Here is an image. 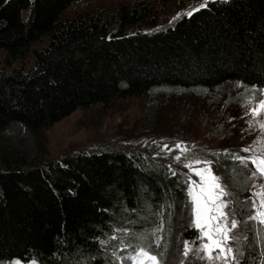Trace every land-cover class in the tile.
<instances>
[{
	"label": "trees",
	"instance_id": "1",
	"mask_svg": "<svg viewBox=\"0 0 264 264\" xmlns=\"http://www.w3.org/2000/svg\"><path fill=\"white\" fill-rule=\"evenodd\" d=\"M78 1L0 0V139L11 123L35 135L76 110L164 89L264 88V0H208L191 16L151 32L125 31L150 22L140 7H120L113 31L97 14L62 21ZM43 38L47 44L34 50ZM29 53L31 67L11 68ZM221 160L232 172L235 211L242 214L250 180L244 169ZM186 188L184 176L164 163L117 149L41 163L3 148L0 264H118L111 251L117 240L131 249L176 250L177 237L196 236L182 222ZM255 232L251 228L240 264L264 262V239L256 242L262 232ZM181 264L199 263L183 258Z\"/></svg>",
	"mask_w": 264,
	"mask_h": 264
},
{
	"label": "rangeland",
	"instance_id": "2",
	"mask_svg": "<svg viewBox=\"0 0 264 264\" xmlns=\"http://www.w3.org/2000/svg\"><path fill=\"white\" fill-rule=\"evenodd\" d=\"M204 2L205 0H81L70 4L60 19L87 20L97 14L107 20L109 29L113 31L117 27L120 7L128 10L140 7L148 12L146 16H149L150 22H137L127 26L125 31L151 32L171 24ZM46 44L47 38H43L34 43L32 48L39 50ZM32 65L33 56L29 53L24 60L14 62L11 68L28 69ZM262 95L264 94L260 90H250L237 84H226L213 92L164 89L143 98L117 100L107 106L96 104L87 109L76 110L49 129L39 130L35 135L28 133L21 125L11 123L6 127V138L0 139V154L4 148L5 151L18 152L28 161L42 163L81 150L117 149L128 154H139L143 161L164 163L168 170H176L182 174L186 184L189 176L196 181H199V178L191 169L184 167L185 164L204 168L205 164L197 165L195 161H210L213 172L222 178V183L229 192L224 198L228 202L226 211L229 213V219L239 222V227L232 233L235 239L230 242V246L239 250L240 260L251 237V228H254V234H257L255 228L262 232V226L250 217L256 215L258 210L264 211L260 208L257 196L261 185L264 184V178L252 175L253 166L248 164L245 167L234 159L233 155H255L258 152L257 142L264 141V130L259 128V122L250 115L256 101L245 104L253 96L259 98ZM260 119L264 121V115ZM165 144L170 150H164ZM177 144L186 148L187 152L177 149ZM249 146L255 151H241ZM175 156H181V160L177 161ZM221 159H228L229 165L244 169L250 180L242 214L235 211L234 195L229 184L232 172L225 169ZM186 198V214L182 222H188L190 227L192 215L187 191ZM190 228L196 233L195 238L179 240L177 237V249L170 247L168 253L163 256L166 260L163 264H181L183 258L196 259L199 264H206L199 259L200 254L195 251L202 241L197 239V230ZM262 240L261 236L256 238V242L262 243ZM186 241L193 249L187 257L183 255ZM114 246L111 251L118 264H133L131 258L137 255L141 246L144 247L138 245L131 249L121 240H117ZM259 253H262L264 259V251ZM215 264L222 262L217 261Z\"/></svg>",
	"mask_w": 264,
	"mask_h": 264
},
{
	"label": "snow or ice",
	"instance_id": "3",
	"mask_svg": "<svg viewBox=\"0 0 264 264\" xmlns=\"http://www.w3.org/2000/svg\"><path fill=\"white\" fill-rule=\"evenodd\" d=\"M206 7V0L201 3L200 8ZM199 8L195 9L198 11ZM193 13L187 12L186 15L191 16ZM264 94V88L260 89ZM255 100V106L251 108L250 115L256 122H259V128L264 130V121L261 116L264 115V95L259 98L253 96L245 102L246 105L252 104ZM177 149L187 152L186 148H182L180 144L175 146ZM258 152L255 155L244 157L233 155L245 167L251 164L252 175H259L264 178V141L257 142ZM164 150H170L168 145H164ZM243 152L255 151L251 146L242 149ZM177 161L181 160V156L174 157ZM205 164L204 168H194L192 164H185L184 167L192 170L199 181L192 180L191 176L187 182L188 201L191 205L192 221L190 227L197 230V239L202 243L195 249L200 254L199 259L205 261L206 264H215L221 261L222 264H240L239 250L233 249L230 242L235 239L232 235L233 231L239 227L236 219H229V213L226 211L228 202L224 199L229 195L226 185L222 183V178L216 175L211 167L210 161H201L197 159L195 164ZM175 175V173H173ZM260 201V208L264 209V184L261 190L257 192ZM250 219L257 221L262 226L261 239H264V211H257L256 215ZM126 231V230H125ZM193 251L189 242H185L183 246V255L187 257ZM164 249L160 252H153L144 247H140L135 257H132L133 264H163ZM16 264H20L19 261ZM33 264H36L33 261ZM264 264V262H262Z\"/></svg>",
	"mask_w": 264,
	"mask_h": 264
},
{
	"label": "bare ground",
	"instance_id": "4",
	"mask_svg": "<svg viewBox=\"0 0 264 264\" xmlns=\"http://www.w3.org/2000/svg\"><path fill=\"white\" fill-rule=\"evenodd\" d=\"M24 132V131H23Z\"/></svg>",
	"mask_w": 264,
	"mask_h": 264
}]
</instances>
